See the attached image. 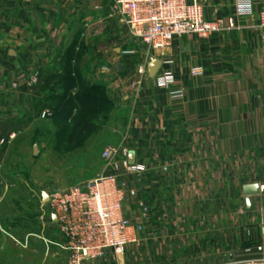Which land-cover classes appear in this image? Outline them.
I'll use <instances>...</instances> for the list:
<instances>
[{"label": "crops", "instance_id": "1", "mask_svg": "<svg viewBox=\"0 0 264 264\" xmlns=\"http://www.w3.org/2000/svg\"><path fill=\"white\" fill-rule=\"evenodd\" d=\"M197 1L206 18H232L235 28L204 40L182 35L149 51L111 14L108 0H0V168L8 144L61 85L47 76L68 66L90 85H107L119 102L113 145L143 167L116 172L134 241L83 264H215L264 245V55L257 26L264 0H250L248 14L238 13L239 0ZM152 58L161 61L154 77L147 72ZM193 67L204 73L192 76ZM35 70L41 78L28 86ZM161 75L173 82L159 85ZM179 90L183 96L171 98ZM99 170L112 172L103 160ZM6 178L0 177V206L11 194ZM49 193L30 190L40 213L22 224L0 222V264H67L43 202Z\"/></svg>", "mask_w": 264, "mask_h": 264}, {"label": "built area", "instance_id": "2", "mask_svg": "<svg viewBox=\"0 0 264 264\" xmlns=\"http://www.w3.org/2000/svg\"><path fill=\"white\" fill-rule=\"evenodd\" d=\"M112 15H117L126 25L129 33L149 51L169 47L174 38L194 34L204 40L213 34L235 28L232 18L208 19L203 5L197 0H108ZM239 14L251 11L250 0H239L236 4ZM260 50L264 55V8L258 13ZM139 73H145L140 66ZM192 76L204 73L201 67H193ZM1 77V70H0ZM39 82V71H33L27 85ZM161 86L170 85L173 78L158 76ZM171 98H181L183 92L173 91ZM51 112L43 109L41 118L50 117ZM3 140L0 141V144ZM127 148L105 146L100 158L110 165L112 172L98 173L90 179L72 184L64 189L49 193L45 204L46 213L58 227L62 243L59 246L68 253L67 264H83L86 259L103 257L107 252L120 253L134 241L133 225L123 216L125 192L116 172L140 171L141 166L132 165L127 159ZM131 194H133L131 192ZM43 205V204H42ZM147 209L144 207V213ZM215 264H224L217 262Z\"/></svg>", "mask_w": 264, "mask_h": 264}, {"label": "rangeland", "instance_id": "3", "mask_svg": "<svg viewBox=\"0 0 264 264\" xmlns=\"http://www.w3.org/2000/svg\"><path fill=\"white\" fill-rule=\"evenodd\" d=\"M97 86L95 101L89 102V109L73 110V121L39 115L8 144V155L0 168V177H7L11 193L0 206L4 227L11 222L22 224L24 219L40 213L30 203V190L64 189L102 173L100 153L105 146L113 145V127L118 118L114 107L119 102L113 101L114 95L107 85ZM77 122H84L81 128Z\"/></svg>", "mask_w": 264, "mask_h": 264}, {"label": "trees", "instance_id": "4", "mask_svg": "<svg viewBox=\"0 0 264 264\" xmlns=\"http://www.w3.org/2000/svg\"><path fill=\"white\" fill-rule=\"evenodd\" d=\"M39 78H41L40 72ZM51 79H57L54 83L61 84L55 87L56 89L52 87L50 95L45 99V104H43V109L50 110L51 118L57 117L63 121L71 122L73 121V110L75 111L78 108V112H81L85 107L89 109V104L95 101L94 96L96 92H94V89L98 86L90 85L84 81V78L78 70L68 66L64 73H52L47 76L48 81ZM83 123L77 122L76 125L78 128H81Z\"/></svg>", "mask_w": 264, "mask_h": 264}, {"label": "water", "instance_id": "5", "mask_svg": "<svg viewBox=\"0 0 264 264\" xmlns=\"http://www.w3.org/2000/svg\"><path fill=\"white\" fill-rule=\"evenodd\" d=\"M161 66V61L156 58H152L147 65V72L151 77H154ZM256 192V190H255ZM261 192L264 193V189H261ZM253 193L248 191L247 194ZM48 201V196L43 195V202ZM54 219V217H53ZM260 260L261 263L254 264H264V245L258 247L247 248L238 252H235L228 258L223 259L224 264H251L250 261Z\"/></svg>", "mask_w": 264, "mask_h": 264}]
</instances>
